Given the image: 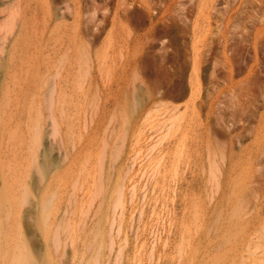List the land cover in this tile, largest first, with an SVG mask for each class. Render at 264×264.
<instances>
[{
	"label": "rangeland",
	"instance_id": "obj_1",
	"mask_svg": "<svg viewBox=\"0 0 264 264\" xmlns=\"http://www.w3.org/2000/svg\"><path fill=\"white\" fill-rule=\"evenodd\" d=\"M263 244L264 0H0V264Z\"/></svg>",
	"mask_w": 264,
	"mask_h": 264
},
{
	"label": "bare ground",
	"instance_id": "obj_2",
	"mask_svg": "<svg viewBox=\"0 0 264 264\" xmlns=\"http://www.w3.org/2000/svg\"><path fill=\"white\" fill-rule=\"evenodd\" d=\"M239 138V137H238ZM238 141V140H237ZM240 141V140H239ZM238 141V142H239ZM262 153V152H261ZM259 160H260V158H258ZM256 161H258L257 159H256ZM258 163H260V162H258ZM263 165V164H262ZM47 167H48V159H46V165H43L42 166V168H41V171H42V173H46V169H47ZM256 169H257V167H256ZM255 176H256V174H255ZM254 184V183H253ZM256 187V186H255ZM254 192V191H253ZM247 197H249V196H247ZM250 198V197H249ZM248 198V199H249ZM252 199V198H251ZM240 200H243V199H240ZM245 201V200H244ZM247 201V200H246ZM249 201V200H248ZM239 202H241V201H239ZM255 202V201H254ZM245 203V202H244ZM246 204V203H245ZM244 204V205H245ZM250 205V204H249ZM249 207V206H248ZM238 208V207H237ZM241 208H244V206L243 207H241ZM240 209V208H239ZM238 209V210H239ZM244 210V209H243ZM237 215V214H236ZM238 216V215H237ZM239 230V229H238ZM261 232V231H260ZM261 235V234H260ZM248 241V240H247ZM252 241L251 240H249V243H251ZM248 243V242H247ZM264 245V244H263ZM240 249V248H239ZM250 251V250H249ZM248 253V252H247ZM263 253V252H262ZM239 258H242L241 256H239ZM264 259V258H263ZM242 259H240V261H241ZM240 263V262H239ZM241 263H242V261H241ZM246 264V263H245Z\"/></svg>",
	"mask_w": 264,
	"mask_h": 264
}]
</instances>
